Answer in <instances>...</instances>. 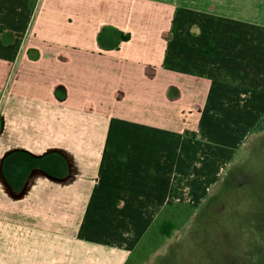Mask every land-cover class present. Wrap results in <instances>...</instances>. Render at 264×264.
<instances>
[{"label":"crops","instance_id":"crops-1","mask_svg":"<svg viewBox=\"0 0 264 264\" xmlns=\"http://www.w3.org/2000/svg\"><path fill=\"white\" fill-rule=\"evenodd\" d=\"M31 1L0 0V264H125L263 132L264 0H41L18 51Z\"/></svg>","mask_w":264,"mask_h":264},{"label":"rangeland","instance_id":"rangeland-1","mask_svg":"<svg viewBox=\"0 0 264 264\" xmlns=\"http://www.w3.org/2000/svg\"><path fill=\"white\" fill-rule=\"evenodd\" d=\"M40 1H31L18 51ZM247 146L239 150L224 185L212 191L215 199L199 206L195 221L197 206L169 202L164 207L158 219H173L177 226L170 236H160L154 222L136 248V264H264V130Z\"/></svg>","mask_w":264,"mask_h":264},{"label":"trees","instance_id":"trees-1","mask_svg":"<svg viewBox=\"0 0 264 264\" xmlns=\"http://www.w3.org/2000/svg\"><path fill=\"white\" fill-rule=\"evenodd\" d=\"M260 127L262 128L264 126V117L262 120L259 122ZM258 125V127H259ZM195 135V134H193ZM176 223L173 221V219H164L160 221V219L156 220L155 227L157 228V233L158 235H166L170 236L173 232V230L176 228ZM137 249L130 255L128 260L126 261L125 264H136L135 263V257L134 254L136 253Z\"/></svg>","mask_w":264,"mask_h":264}]
</instances>
